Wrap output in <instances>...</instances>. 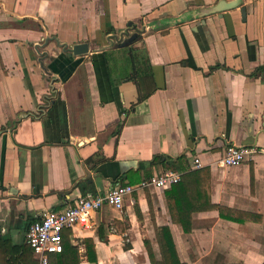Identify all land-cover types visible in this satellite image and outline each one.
Segmentation results:
<instances>
[{
	"label": "crops",
	"instance_id": "obj_1",
	"mask_svg": "<svg viewBox=\"0 0 264 264\" xmlns=\"http://www.w3.org/2000/svg\"><path fill=\"white\" fill-rule=\"evenodd\" d=\"M218 1L233 0H0V240L15 247L0 264H38L25 233L43 213L174 163L193 173L188 210L196 197L225 217L195 212L184 232L164 190L136 189L121 212L104 205L62 232L80 264H150L145 241L158 262L161 226L181 263H264V156L219 164L228 146L264 147V0L148 29ZM84 43L87 55L63 51Z\"/></svg>",
	"mask_w": 264,
	"mask_h": 264
},
{
	"label": "built area",
	"instance_id": "obj_2",
	"mask_svg": "<svg viewBox=\"0 0 264 264\" xmlns=\"http://www.w3.org/2000/svg\"><path fill=\"white\" fill-rule=\"evenodd\" d=\"M256 155L264 156V147H236L228 146L219 164L222 167H237L245 161H252ZM202 166L199 158L192 162V168L198 169ZM181 174L175 172H163L143 181L137 187L130 185L114 184L98 194L80 195L76 198L74 205L67 207L63 212H45L41 217L31 223L26 230V244L35 255L38 264H47L48 255L62 251V232L76 225L84 228L91 226L92 214L100 211L107 205L113 210L121 212L125 199L136 189L157 188L165 190L180 182Z\"/></svg>",
	"mask_w": 264,
	"mask_h": 264
},
{
	"label": "trees",
	"instance_id": "obj_3",
	"mask_svg": "<svg viewBox=\"0 0 264 264\" xmlns=\"http://www.w3.org/2000/svg\"><path fill=\"white\" fill-rule=\"evenodd\" d=\"M260 71L255 72L254 75H258ZM181 162L184 163V159L180 158ZM163 163L160 158L155 157L153 161L150 163V166L158 165ZM172 172H182L185 169V166H178L174 163V166L171 168ZM193 175L192 172H187L182 175L179 182L176 185H173L164 190L165 196L167 198L166 203L170 214V219L173 224H180L181 228L184 232L190 231V217L195 212H199L204 209H212L217 210L219 212L220 217H225L223 213V208L219 206H208L204 207L201 204V199L193 198V204H196V207L193 205L192 210H188L187 206L189 205V196L185 195V188L183 186L184 181L191 178ZM181 183V184H180ZM178 196L182 199L172 201V197L177 199ZM193 212V213H192ZM187 220V223L185 221ZM100 238V235H99ZM156 238L158 247L161 254V260L155 261L152 255L151 246L148 242H144L145 249L148 253V258L150 264H185L179 261L177 256L176 247L170 232L169 227L161 226L156 229ZM86 254L89 255L90 250H93L94 244L91 239L84 240ZM0 247L4 250L5 247H8V253L13 252L15 247L10 246L9 243L0 240ZM29 247V246H28ZM10 249V250H9ZM32 251V250H31ZM4 260V258H3ZM4 264H7L6 259L4 260ZM32 264H35L32 262ZM47 264H80V258L78 253V248L69 244V242L64 241V236L62 234V251L56 254L48 255ZM264 264V263H263Z\"/></svg>",
	"mask_w": 264,
	"mask_h": 264
},
{
	"label": "water",
	"instance_id": "obj_4",
	"mask_svg": "<svg viewBox=\"0 0 264 264\" xmlns=\"http://www.w3.org/2000/svg\"><path fill=\"white\" fill-rule=\"evenodd\" d=\"M242 5V0H233L230 2H224V1H218L214 6L212 7H207V8H200L194 11H190L188 13H185L177 18H172V19H166V20H161V21H156L153 24H150V26L148 27V29H153V28H157L160 26H169V25H179L182 24L186 21H189L191 19H204L205 17L211 16V15H221L225 12H229L232 11L234 9H238L240 10V13L242 16L245 15V8L241 7ZM128 27L130 28V24H128ZM145 28H142L140 31L138 30V33H144L145 32ZM127 37V32L124 31L121 35H118V37L116 36H112L109 41H111V44H113L114 42L116 43H120L121 40ZM48 41V40H47ZM62 47L64 48V53L69 55L70 57H80V56H84L87 55L89 53L88 49H87V45L84 44H77V45H73L70 48H65V46L62 45ZM44 55H41L40 57L42 58ZM42 61H40V67L41 69L46 72L48 75L49 73L47 72V70L43 67V65L41 64Z\"/></svg>",
	"mask_w": 264,
	"mask_h": 264
}]
</instances>
